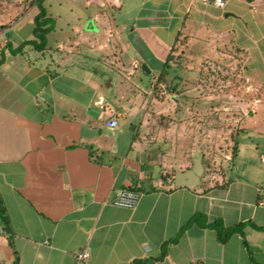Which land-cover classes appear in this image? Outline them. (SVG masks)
Instances as JSON below:
<instances>
[{"label": "crops", "instance_id": "crops-1", "mask_svg": "<svg viewBox=\"0 0 264 264\" xmlns=\"http://www.w3.org/2000/svg\"><path fill=\"white\" fill-rule=\"evenodd\" d=\"M84 1L101 29L67 26L71 35L55 50L23 45L32 39L34 8L1 33L0 203L11 234L9 243L0 230V264L15 257L17 264H264V207L257 205L264 170L247 168L238 145L235 157L215 159L213 175L203 176V133L187 121V110L199 114L185 105L193 97L167 94L157 82L178 34L189 43L232 37L234 28L221 23L240 19L243 5L260 9L249 21L262 22L264 0H227L221 9L202 0ZM123 7L135 16L130 38L148 34L140 48L149 39L171 42L156 51L159 66L153 50L133 43L134 50H104L98 41L100 31L117 37L112 23ZM81 45L89 50H75ZM110 118L116 128L105 126ZM195 153L201 176L176 187ZM118 190L139 193L134 210L111 204ZM84 249L89 256L78 263Z\"/></svg>", "mask_w": 264, "mask_h": 264}, {"label": "rangeland", "instance_id": "rangeland-1", "mask_svg": "<svg viewBox=\"0 0 264 264\" xmlns=\"http://www.w3.org/2000/svg\"><path fill=\"white\" fill-rule=\"evenodd\" d=\"M29 1L0 0V50L5 43L1 33L17 18L23 16ZM131 1L126 0V3L130 4ZM127 4L126 6H129ZM43 7L52 20L50 25L53 31L48 36L47 45L53 50L56 41H61L65 35H71V29L91 31L85 29L86 25H90L92 29H101V25L92 20L91 11L85 6L84 0H44ZM34 9V14L30 12L31 17L37 13L36 8ZM126 10V7L118 9L119 14L112 23L118 26L116 38H107L105 33L99 32L98 41L107 45L104 50H134L130 45L133 43L139 46L138 50H153L156 55L158 52H165L167 45L171 43L168 40L161 39L160 46L155 45L158 43L156 39H149V46L142 49L140 40L146 43L148 34L141 32L133 39L130 38L135 16ZM259 10L256 6L250 10L243 5L241 9L236 10L237 13L239 11L244 14L240 19L230 18L221 23L234 28L232 37L224 34L198 42L195 39L190 43L187 37L186 40L179 39L172 48L174 60L166 80L170 86L177 85L175 94L193 97L188 99L185 105L189 110L192 107L197 108L199 114L193 119L187 110V121L191 123L190 127L199 124L203 133V176L213 175L212 165L215 159H223L225 156L232 158V147L236 141L237 146L241 147L239 158H244V154L249 157L247 168L249 165L259 174H262L260 168L264 170V161H261V156L264 157V14L261 13L263 23L258 20L255 23L249 21L250 14H259ZM253 26L258 28L256 33L255 30L251 31ZM204 33L208 35L211 31ZM79 41L83 42L80 38ZM75 50L89 49L81 45ZM121 56L125 65L130 63L126 59V51H123ZM158 57L154 56L156 61L153 62L159 66ZM93 65L92 62L88 66L91 68ZM150 80H147V86L150 85ZM162 90L171 94L165 85ZM196 96L198 100L195 99ZM190 127L189 131L192 128ZM5 264L10 263L5 261Z\"/></svg>", "mask_w": 264, "mask_h": 264}, {"label": "trees", "instance_id": "trees-1", "mask_svg": "<svg viewBox=\"0 0 264 264\" xmlns=\"http://www.w3.org/2000/svg\"><path fill=\"white\" fill-rule=\"evenodd\" d=\"M245 1L251 3L254 0H245ZM43 2L44 0H30L25 8V12L22 13V15H24L31 8H36L37 10V14L33 18V28L31 31L32 39L25 42L23 45L32 46L33 49L38 51L44 50L47 42V36L53 29V27L50 25L52 20L49 16H47L46 9L43 7ZM179 35L180 34H178L175 38V42H174L175 44L179 40ZM184 40H186V38H184ZM6 48L7 45H5L0 50V64L3 61L4 51L6 50ZM173 53L174 52L171 49L169 54L165 57L164 64L157 78V82L165 85V87L169 90L171 94H175V92H177V85L170 86L166 80L167 76L169 75L171 62L174 60ZM237 151H238L237 142H235V145L232 148V157L236 156ZM0 229L5 235L9 236L8 242L10 243L11 231L1 203H0ZM223 232H224L223 230L219 231L218 233L219 237H226L227 235L226 232H224V236L221 235ZM13 264H17V257H15Z\"/></svg>", "mask_w": 264, "mask_h": 264}, {"label": "built area", "instance_id": "built-area-1", "mask_svg": "<svg viewBox=\"0 0 264 264\" xmlns=\"http://www.w3.org/2000/svg\"><path fill=\"white\" fill-rule=\"evenodd\" d=\"M202 1L204 3L210 1L214 7L221 9L225 7L227 0H202ZM163 94H165V92H163ZM105 126L107 128H116L118 126V121L116 118H110L105 121ZM261 161H264L263 156H261ZM138 200H139V193L130 190H118L115 193V196L111 201V204L118 208L134 210ZM257 205L264 207V198L261 199ZM88 256H89V251L84 249L81 252H78L75 258L78 263H82L88 258Z\"/></svg>", "mask_w": 264, "mask_h": 264}, {"label": "water", "instance_id": "water-1", "mask_svg": "<svg viewBox=\"0 0 264 264\" xmlns=\"http://www.w3.org/2000/svg\"><path fill=\"white\" fill-rule=\"evenodd\" d=\"M202 174V164L200 160L199 153H195L194 166L193 168L184 173H177L175 176V186H191L197 183L199 177Z\"/></svg>", "mask_w": 264, "mask_h": 264}]
</instances>
